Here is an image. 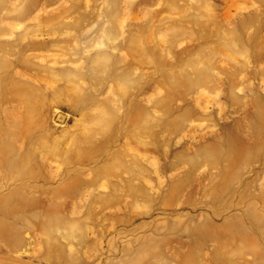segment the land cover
Segmentation results:
<instances>
[{
	"label": "rangeland",
	"instance_id": "obj_1",
	"mask_svg": "<svg viewBox=\"0 0 264 264\" xmlns=\"http://www.w3.org/2000/svg\"><path fill=\"white\" fill-rule=\"evenodd\" d=\"M0 264H264V0H0Z\"/></svg>",
	"mask_w": 264,
	"mask_h": 264
}]
</instances>
